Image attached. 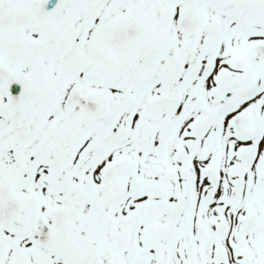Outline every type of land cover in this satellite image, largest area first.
I'll return each mask as SVG.
<instances>
[{
    "label": "snow or ice",
    "instance_id": "1",
    "mask_svg": "<svg viewBox=\"0 0 264 264\" xmlns=\"http://www.w3.org/2000/svg\"><path fill=\"white\" fill-rule=\"evenodd\" d=\"M0 264H264V0H0Z\"/></svg>",
    "mask_w": 264,
    "mask_h": 264
}]
</instances>
